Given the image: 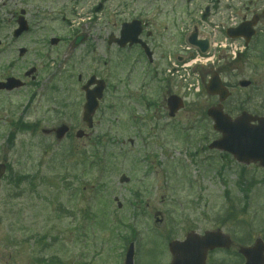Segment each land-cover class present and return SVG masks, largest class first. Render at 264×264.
I'll return each instance as SVG.
<instances>
[{
	"label": "rangeland",
	"instance_id": "1",
	"mask_svg": "<svg viewBox=\"0 0 264 264\" xmlns=\"http://www.w3.org/2000/svg\"><path fill=\"white\" fill-rule=\"evenodd\" d=\"M146 1L129 7L146 18ZM98 2L0 0V78L32 66L39 73L36 86L0 93V162L8 166L0 179V264H122L130 237L134 264H167L168 242L191 230L220 228L244 244L263 237L264 168L207 146L218 135L206 109L217 100L204 84L216 70L226 81L229 60L203 68L200 92L169 81V94L184 100L170 118L162 94L146 82L145 59L137 64V53L126 56L134 58L137 79L124 84L128 66L105 46L102 36L118 28L130 0H108L94 11ZM19 9L29 30L14 38L16 24L7 19ZM88 27V42L69 57L72 35ZM51 37L59 42L51 46ZM166 40L165 56L173 55L177 42ZM79 74L108 84L91 128L81 122ZM240 78L251 83L223 102L224 111L264 115V66L247 65ZM32 88L35 101H27ZM60 123L70 127L61 141L42 132ZM78 129L84 137H75ZM122 174L128 182H119ZM232 252L210 253L207 264H235Z\"/></svg>",
	"mask_w": 264,
	"mask_h": 264
},
{
	"label": "flooded vegetation",
	"instance_id": "2",
	"mask_svg": "<svg viewBox=\"0 0 264 264\" xmlns=\"http://www.w3.org/2000/svg\"><path fill=\"white\" fill-rule=\"evenodd\" d=\"M108 0H100L98 5L100 7L98 11L104 9V6ZM226 1V2H225ZM135 0L129 3L125 2L124 7L121 8V12L118 13V18L115 25L119 24L118 28L115 31H110L105 37L106 38V47L107 49L114 48L120 54L118 61L120 67L128 66L127 73L125 77L124 84L129 81L133 83L137 78L133 76L135 71V66L129 64L133 61L132 58L130 61L125 60L126 56L132 55L133 53L138 54V58H135L137 64H140L145 59L146 64L148 65V71L146 72V82L149 86L152 87L154 84L155 87L162 94V101H166L167 96L169 95V88L166 86L165 80V69L167 62L165 57V50L162 48V42H167V38L173 37L177 42V46H180L182 41L186 37V25H194L198 27L203 22L211 19L213 23H220L225 20V10L232 9L238 20L239 24H246L244 27L237 29V33L241 35V42L244 46L243 51L238 54L234 59H229L226 64L228 71V77L224 81L225 86L232 93L236 92L241 88L240 84L242 83L240 79H236L245 66H254L257 65L264 66V0H148L146 1L147 7L145 9L146 18H142V13H138V8L132 9L130 5H135ZM123 6V5H122ZM95 9V6L93 7ZM19 11L10 12L8 22L13 21L15 24L18 20ZM220 13V14H219ZM133 20H139L142 25V31L140 38L148 45L152 53V59H148L145 56L140 44L133 43L129 44V41L132 39V34H130V27H127L126 24L132 22ZM94 24V22H92ZM125 26V32L122 33V27ZM169 26H171L172 33L170 34ZM134 29V25L131 27ZM87 38L90 34L89 27L87 28ZM252 31V34L249 33ZM116 38H122L126 40V44L120 45L117 43H112L109 45L107 41L110 39L114 41ZM105 63V62H104ZM34 69L33 74L27 76L26 69L21 73L16 75H6L0 78V81H4L9 77L17 78L23 82V86L17 89L10 91L0 90L2 93H11L13 91H19L30 85L36 86L35 82L38 81V71ZM129 70V71H128ZM137 70V69H136ZM95 75V74H90ZM88 75L85 79H82L81 75H77V81L81 84L87 80L90 76ZM97 78H100L96 75ZM122 82V79H121ZM80 87V88H81ZM35 88L31 89L27 101H35ZM82 91V88H81ZM180 95V93H175ZM230 96V97H231ZM82 101H84V92L82 91ZM147 101H156L153 97L147 99ZM264 237V235H263ZM264 240V238H263ZM235 248H232L236 251L238 242L233 241ZM233 246V247H234Z\"/></svg>",
	"mask_w": 264,
	"mask_h": 264
},
{
	"label": "water",
	"instance_id": "3",
	"mask_svg": "<svg viewBox=\"0 0 264 264\" xmlns=\"http://www.w3.org/2000/svg\"><path fill=\"white\" fill-rule=\"evenodd\" d=\"M27 26L24 21H19V28L14 31V35H19L26 30ZM232 30H228V35L231 36ZM135 34L136 31H135ZM82 41L81 37H77L75 45ZM53 44L57 42L56 39L51 40ZM191 44L199 46L201 51L207 48V41L196 40L193 36L190 37ZM24 50L20 51L22 54ZM11 80V79H10ZM98 85L93 90L86 91V102L84 105L83 120L91 127V116L97 108L98 99L102 96L104 82L102 80H95ZM92 78L87 85L92 84ZM248 84L244 82L243 85ZM19 86V83L9 85L7 88ZM1 87V86H0ZM205 89L208 94H218L219 102L223 101L227 95V89L221 84L217 73L212 74ZM170 109V115L182 106V102L176 96H170L167 101ZM214 124L213 128L221 133V137L214 140L209 147L218 148L232 153L240 162H259L264 167V117L251 116L247 112H242L235 119H231L223 112L221 103L211 106L207 109ZM68 127L60 125L54 129L57 139H61L67 132ZM45 133L48 130H44ZM82 131L76 133L77 137H81ZM5 164L0 163V177L4 173ZM127 177L121 176L120 182L127 181ZM230 239L227 235L221 233L219 230L206 231L202 236L195 233H188L183 241L173 240L169 243V250L172 254V259L169 264H204L206 252L208 249L215 247H229ZM263 245L260 240L251 247H242L240 252L245 256L246 262L244 264H262ZM133 244L130 243L126 252L124 264H133Z\"/></svg>",
	"mask_w": 264,
	"mask_h": 264
}]
</instances>
